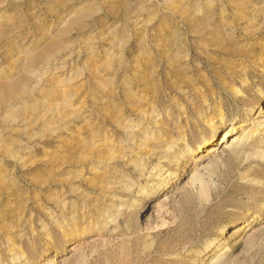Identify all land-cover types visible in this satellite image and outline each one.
<instances>
[{"label":"rangeland","instance_id":"1","mask_svg":"<svg viewBox=\"0 0 264 264\" xmlns=\"http://www.w3.org/2000/svg\"><path fill=\"white\" fill-rule=\"evenodd\" d=\"M259 111L264 0H0V264H264Z\"/></svg>","mask_w":264,"mask_h":264},{"label":"bare ground","instance_id":"2","mask_svg":"<svg viewBox=\"0 0 264 264\" xmlns=\"http://www.w3.org/2000/svg\"><path fill=\"white\" fill-rule=\"evenodd\" d=\"M219 110H221V109H219ZM249 111H252V108H250L249 109ZM222 112V111H221ZM250 113V112H249ZM264 114V113H263ZM254 119H256L257 121H254ZM218 120L221 122V123H223L224 122V120H225V117H224V115H222L221 113H219V115H218ZM209 123H210V125H211V137L209 138V139H212L214 136H215V134L217 133V130H218V126H216V124H214L213 122H212V119H208L207 120ZM255 124H257L256 125V127H255ZM251 127L247 130H243L244 132H242V135H240L241 137H239V135H237L238 134V132L240 131V130H242L240 127H241V124H237V121H232L231 123H230V128H229V130H225L224 132H223V137H222V139H221V142H220V147H221V145H223V147H228V149L229 150H232V151H234V152H237L236 150H235V148H233V146H232V144L233 143H237V144H246L249 140L251 141V139H253V138H255L256 136H259V132L261 131V130H263L264 131V115H262V113L259 111L258 113H256V115H255V117L253 118V119H251ZM255 127V128H254ZM231 137V141H230V143H229V138ZM260 137V136H259ZM208 138L206 139V138H202V144L203 143H208V141L207 140H209ZM257 140H259V141H261L262 139L261 138H258ZM254 141H255V139H254ZM209 144V143H208ZM255 144V143H254ZM199 145V144H198ZM258 145V144H257ZM201 147V145H199V147L198 148H200ZM261 148V147H260ZM213 150H214V148H213ZM252 156V155H251ZM253 158L254 159H256V161H258V162H264V147L261 149V151H259L258 150V152H256V153H254V156H253ZM157 175V174H156ZM203 174H200V172H195L194 174H193V176H192V181L195 183V181H197L198 182V184H199V192L202 194V195H204V196H206L207 195V192H208V185H207V183L204 181V177L202 176ZM160 178V175L158 174L156 177L155 176H153V178H156V179H159ZM158 181V180H157ZM169 182V179H166V180H164V179H161V183H163V184H167ZM195 184H197V183H195ZM151 188V187H150ZM149 190V189H148ZM263 204H264V201H263ZM259 216V215H258ZM257 220L258 219V217L256 216V215H253L252 216V220ZM251 220V221H252ZM252 222H248L247 224H246V226L247 225H250ZM244 229V227L243 226H239V227H237L236 228V230L234 231L235 233L237 232V231H240L241 232V230H243ZM222 233V232H221ZM227 248H228V245L226 246ZM229 249V248H228ZM230 250V249H229ZM223 254V253H222ZM219 256H217L216 257V259H215V261L214 262H216L217 260H218V262H219V259L220 258H218ZM215 258V257H214ZM223 258V257H222ZM217 263V262H216ZM49 264H53V263H49Z\"/></svg>","mask_w":264,"mask_h":264}]
</instances>
